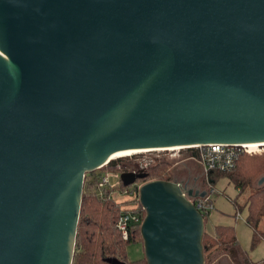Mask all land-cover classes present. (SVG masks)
Listing matches in <instances>:
<instances>
[{"label":"water","instance_id":"95a60500","mask_svg":"<svg viewBox=\"0 0 264 264\" xmlns=\"http://www.w3.org/2000/svg\"><path fill=\"white\" fill-rule=\"evenodd\" d=\"M262 143L264 0H0V264H73L118 152ZM138 195L145 264H204L205 190Z\"/></svg>","mask_w":264,"mask_h":264},{"label":"trees","instance_id":"16d2710c","mask_svg":"<svg viewBox=\"0 0 264 264\" xmlns=\"http://www.w3.org/2000/svg\"><path fill=\"white\" fill-rule=\"evenodd\" d=\"M187 152L190 156H195L197 154V150L194 149L187 150ZM250 155L252 154L242 155L236 161L234 168L228 172L208 173V183L205 180L206 188L208 185L211 186L214 184V182L220 176L234 172V169H236L240 162L245 160ZM123 159L126 158H119L117 160L111 161L109 163V168L113 171H116V169L119 167L123 172L126 173L135 171V167H130L123 163ZM258 166H264V159L258 163ZM153 168H148L145 171L146 179L144 180H173L171 178L160 179L154 177L155 175L151 174ZM227 177L233 183L234 188L238 189L239 192H241L246 186H249L250 180L246 181L232 175H227ZM97 179L98 174L89 173L86 175L84 180L85 184L82 194V212L78 223L79 227L76 237L77 241L73 264H108L106 261L107 259H116L119 262L121 261L125 264H129L126 260V254L124 256L125 259H121V257L119 258L117 252L119 253L123 249L124 254V248L126 244L138 242L137 240H142L140 237V227H137L134 230V233L130 236V240L128 242H125L123 239H121L120 233L116 228V221L118 220L121 212L125 211L126 209H123V207L121 209V203H116L113 199H111L110 192L112 189L104 190V197L100 198L97 195ZM122 186L123 185L120 187L123 189ZM252 192L253 193L250 194L246 202L248 206V217L246 219V223L249 227H251L253 241L256 242L260 239L264 240V234L259 232L258 229V226L261 222L260 220L264 218V185L257 189H253ZM135 210H137L144 219L145 212L141 208L140 203L137 204ZM206 220L207 217L204 219L205 224ZM214 247H216V251L220 253H226V255L231 259L232 264H251L246 252L241 249L236 236H234V229L230 226H215L211 235H203L202 248L204 253L206 254L208 250ZM262 263L264 264V261Z\"/></svg>","mask_w":264,"mask_h":264},{"label":"rangeland","instance_id":"374dc122","mask_svg":"<svg viewBox=\"0 0 264 264\" xmlns=\"http://www.w3.org/2000/svg\"><path fill=\"white\" fill-rule=\"evenodd\" d=\"M251 154L252 155L248 156L245 160L240 162L236 169H234V172L220 176L214 182V184L211 185V188L213 189L211 192V198L214 210L210 213L209 217L206 220L204 234L211 235L215 226L223 225L232 227L234 229V236H236L241 249L246 252L250 263L263 264L264 240L260 239L256 242L253 241L252 229L246 223V219L248 217V206L246 202L250 194L253 193V189H257L264 185V183L261 185L258 184V180L264 176V166H258V163L264 159V146L260 147L258 152ZM147 155L152 159L151 161H149V168L155 167L151 171V174L155 175L154 177L160 179L177 178L183 180L187 176L198 175L203 181H205L206 179L202 168L199 166V164L191 159V156L189 155L187 150L168 153L150 152L147 153ZM133 156L134 155H132V158L123 159L124 161L122 162L130 167H136L135 159L138 157ZM136 156L144 155L138 154ZM117 159L119 158L117 157ZM103 171L113 170L109 168L108 164L106 167H103V169L96 170L94 173L100 174ZM116 175L117 174L115 173H110L109 175L112 186H115L118 182V176ZM227 175L236 176L246 181L250 180L249 186H246L241 192H239L238 189L234 188L233 183L227 177ZM202 188H206V185ZM99 197L101 198V196ZM111 199H113L116 203H121V209L122 207L123 209H127L129 207V204L122 197L115 195L113 196V198L111 197ZM133 206H136V204H133L132 207ZM236 211L240 212L241 218L234 219ZM260 221L261 222L258 226V229L259 232L264 234V218H262ZM137 241L138 242L126 244L124 248V254L123 249L121 248V252H117L119 258L121 257V259H125L124 256L126 254V260L129 264H145L144 253L142 250V240ZM215 248L216 247L211 248L207 251L206 254L204 253V264H232L231 259L226 255V253H220L216 251Z\"/></svg>","mask_w":264,"mask_h":264},{"label":"built area","instance_id":"2783aa9c","mask_svg":"<svg viewBox=\"0 0 264 264\" xmlns=\"http://www.w3.org/2000/svg\"><path fill=\"white\" fill-rule=\"evenodd\" d=\"M197 150V154L195 156H191V159L194 160L199 166L202 168L205 180L208 183V173L212 172H228L234 168L236 165V161L244 154L248 155L251 154L249 149L245 148L244 145H233V146H227L223 144H208L204 146H196L194 148H190ZM190 149H175V150H168V149H161L160 151H146L145 153H139L144 156H136L138 154H132L133 157L136 158V164H135V171H132L134 173L142 172L145 173V171L149 168V161L152 159L147 155V153L150 152H157V153H168V152H179L181 150H190ZM159 156V155H157ZM140 157V158H139ZM118 158H132V156L129 157H118ZM109 163H105L103 167H106ZM103 169V168H102ZM131 172V173H132ZM110 173L117 174V183L115 186L111 185V181L109 178ZM123 172L119 167L116 171H103L102 173L98 174L97 179V185H96V191L98 192V195L101 197H104V190L112 189L110 192V196L113 198V196H119L124 198L126 202L129 204L127 209L125 211H122L119 215L118 220L116 221V228L118 232L120 233L121 239L123 241L128 242L130 239V236L134 233V230L137 227L141 228V223L143 221V218L141 217L140 213L135 210V207L139 203V188L147 183V181H152V179L147 180H137L134 182L131 186L123 187V189L120 187L122 184V181H120V175ZM212 188L210 185L205 189V192L207 193L205 198H197V199H191L193 205L201 216L203 217V220L207 217H209L210 213L214 210L213 203H212ZM113 194V195H112ZM133 204H136V206H133ZM131 206V208H130ZM241 218L240 212L236 211L234 215V219Z\"/></svg>","mask_w":264,"mask_h":264},{"label":"bare ground","instance_id":"6f19581e","mask_svg":"<svg viewBox=\"0 0 264 264\" xmlns=\"http://www.w3.org/2000/svg\"><path fill=\"white\" fill-rule=\"evenodd\" d=\"M263 146H264V143H262V144H248V145H244V147L249 149V151L251 153L258 152L260 147H263ZM175 149H181V148L180 147L168 148V150H175ZM146 151H149V150H146ZM146 151L132 150V151L118 152L117 154L112 155V157H110L109 160L111 159V161H112L114 159H117V157H129V156H132V154L145 153ZM157 151H160V150H157Z\"/></svg>","mask_w":264,"mask_h":264},{"label":"flooded vegetation","instance_id":"af4514ba","mask_svg":"<svg viewBox=\"0 0 264 264\" xmlns=\"http://www.w3.org/2000/svg\"><path fill=\"white\" fill-rule=\"evenodd\" d=\"M185 179V180H184ZM182 179H175L178 182H180L183 186H185L188 189H198L199 191L205 190V188H202L205 186V181L200 179L198 175H193V176H187L186 178Z\"/></svg>","mask_w":264,"mask_h":264},{"label":"crops","instance_id":"0c3cea01","mask_svg":"<svg viewBox=\"0 0 264 264\" xmlns=\"http://www.w3.org/2000/svg\"><path fill=\"white\" fill-rule=\"evenodd\" d=\"M173 180H175V179H173Z\"/></svg>","mask_w":264,"mask_h":264}]
</instances>
